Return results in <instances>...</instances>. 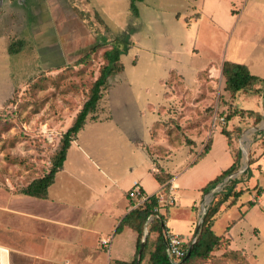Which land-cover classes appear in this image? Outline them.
I'll list each match as a JSON object with an SVG mask.
<instances>
[{"label": "rangeland", "instance_id": "374dc122", "mask_svg": "<svg viewBox=\"0 0 264 264\" xmlns=\"http://www.w3.org/2000/svg\"><path fill=\"white\" fill-rule=\"evenodd\" d=\"M130 2L2 0L0 95L9 98L0 106V186L18 189L48 171L105 63L103 52L117 45L123 70L108 77L87 119L105 116L107 99L116 121L110 132L142 141L140 155L127 160L139 164L146 150L154 171L175 176V203L161 211L165 226L183 239L195 233V210L200 219L209 196L200 197L201 188L230 166L233 154L235 171L247 155L245 169L212 194L206 209L225 189L248 186L249 192L236 204L221 205L212 229L222 241L209 257L187 264H242L244 256L248 264H264V84L235 96L221 74L228 60L264 78V0H136L133 8ZM241 107H259L262 117L239 114ZM221 128L231 130L230 144ZM136 173L157 187L150 172ZM256 182L263 192L254 199ZM228 238L229 247L240 251L233 259L223 254ZM139 264H148L147 257Z\"/></svg>", "mask_w": 264, "mask_h": 264}, {"label": "crops", "instance_id": "0c3cea01", "mask_svg": "<svg viewBox=\"0 0 264 264\" xmlns=\"http://www.w3.org/2000/svg\"><path fill=\"white\" fill-rule=\"evenodd\" d=\"M8 98L7 94L0 95V106ZM107 103L106 99L107 114L86 119L71 140L45 198L20 193L13 186H0V264H113L131 262L135 257L137 233L120 224L132 209L128 190L137 181L149 196L162 191L163 184L149 187L140 173L135 174L143 168L154 177L152 161L146 150L139 164L127 160L135 152L140 155L142 141L127 137L123 131L110 132L116 121ZM252 110L262 113L259 107ZM88 122L91 124L85 127ZM97 128L102 132L95 131ZM178 190L172 176L167 194L174 198ZM159 213L163 214L161 208ZM102 239H108V243L102 244Z\"/></svg>", "mask_w": 264, "mask_h": 264}, {"label": "trees", "instance_id": "16d2710c", "mask_svg": "<svg viewBox=\"0 0 264 264\" xmlns=\"http://www.w3.org/2000/svg\"><path fill=\"white\" fill-rule=\"evenodd\" d=\"M134 1L131 0L130 8H133ZM12 44H16L12 42L8 47V51H12ZM16 50V48H15ZM120 49L117 45H113L111 48L105 50L103 52V57L105 63H103L99 68V74L94 82L91 84L89 88V93L87 99L82 104L79 111L76 113L73 122L71 125L67 127L65 132L63 133L60 139V146L54 152L51 161L50 167L48 171L36 178H33L31 181L22 185L18 189V192L38 197L45 198L47 195V188L53 182L55 173L61 168L62 163L66 156V151L70 145L71 140L74 138L76 133L82 128L87 119V116L90 113L96 111L98 102L102 97V90L107 86L108 77L113 74L123 70V65L119 60ZM221 74L225 78V88L229 90L231 93H236L238 91H244L246 89L251 88L256 83L264 84V79L259 78L258 76L252 74L248 67L243 63H238L234 61H223L221 65ZM256 88V87H255ZM6 102V101H5ZM239 114L246 115L252 118H261L262 113L256 112L252 109H240L238 110ZM234 112L232 115H227L226 119L229 120L233 115L238 114ZM236 129L238 126L235 127ZM228 129L221 128L222 134H224L228 143L230 144V133ZM210 148V142L204 145V149L202 152L198 154V156H202L205 152ZM233 162L227 168L223 169L218 175H216L213 179L209 180L206 185L201 188V192H207L209 189L213 188L219 182H221L225 176L232 173L238 168V156H234L233 154ZM250 169H246L245 173H249ZM172 175L170 173L164 172L163 170L159 172H154V178L159 184H163L164 191L167 192L169 188V180ZM237 183V180L234 179V184ZM256 182L253 185L255 189L254 199L259 197L263 192V187ZM249 192L248 186H244L239 189H225L223 192L219 194L218 197L215 196L211 200L210 204L206 209V213L204 219L202 221L201 227L199 231L192 234V236L187 240L185 246L189 249V255L184 256L178 261H172L166 252L165 243L162 237V229L165 228L164 215L154 211L153 208L158 205V196L156 194H151L147 196L144 203L138 207L132 208L122 219L120 224L128 225L133 231L137 233V242H136V253L135 257L131 262H115L113 264H135L137 261V254L140 248L142 236L144 233V226L146 221L152 216L151 221L148 225V231L146 234V238L140 252V256L138 259V264L147 257L148 264H187L188 262L194 259H204L211 255L213 250L220 244L222 238L220 234H216L212 229L213 222L217 217L218 213L222 211L220 209L221 205L226 204L225 207L236 204L239 200L240 196ZM248 206H252L254 204V200L247 201ZM235 221H232V224ZM195 235V240L192 244L193 236ZM226 249L223 254L232 258L238 256L240 251L238 249H232L229 247L230 239L225 241ZM192 244V246H191ZM191 246V247H190ZM243 254V253H242ZM244 255H240L243 257ZM244 262L242 264H248L246 262V256L244 259L241 258Z\"/></svg>", "mask_w": 264, "mask_h": 264}, {"label": "built area", "instance_id": "2783aa9c", "mask_svg": "<svg viewBox=\"0 0 264 264\" xmlns=\"http://www.w3.org/2000/svg\"><path fill=\"white\" fill-rule=\"evenodd\" d=\"M127 194L128 197L133 201L132 208L142 205L147 198L137 181L132 184ZM157 196L158 205L153 208L154 211L159 212V208H161L163 205H170L174 204L175 202V199L172 196L170 197L166 191L158 192ZM162 237L165 243L167 255L172 261L176 262L187 255L189 249L185 246V244L189 238L183 239L180 235L171 231L167 227L162 229ZM194 240L195 235L193 236L192 242ZM101 243L106 245L108 243V239H102Z\"/></svg>", "mask_w": 264, "mask_h": 264}, {"label": "water", "instance_id": "95a60500", "mask_svg": "<svg viewBox=\"0 0 264 264\" xmlns=\"http://www.w3.org/2000/svg\"><path fill=\"white\" fill-rule=\"evenodd\" d=\"M2 3V0H0V4ZM248 165V156L247 155H245V164L243 165V167H241L240 169H238L237 171H235V172H232V173H230V174H228L227 176H225L224 177V179H223V181L221 182V183H219V184H217V185H215L213 188H211V189H209L208 191H207V194H209V196L207 197V200H205L204 202H203V204H202V213H201V216H200V219H199V221H198V223H197V226H196V233L199 231V229H200V227H201V224H202V221H203V219H204V216H205V212H206V205H207V203L210 201V199H211V196H212V194L214 193V192H216V191H219L231 178H234V177H236V175L238 174V173H241L244 169H245V167ZM146 234H147V230H144V233H143V236H142V240H141V244H140V248H139V250H138V254H137V261H136V263L135 264H138V259H139V256H140V252H141V250H142V247H143V244H144V241H145V238H146ZM192 244H193V242H192ZM192 244H191V246H192ZM190 246V247H191ZM189 252L190 251H188V253H187V255L186 256H188L189 255Z\"/></svg>", "mask_w": 264, "mask_h": 264}]
</instances>
